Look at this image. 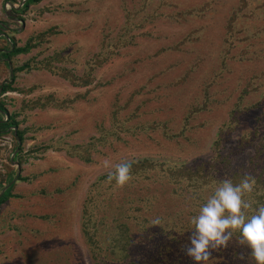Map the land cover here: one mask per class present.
Instances as JSON below:
<instances>
[{
	"label": "rangeland",
	"instance_id": "1",
	"mask_svg": "<svg viewBox=\"0 0 264 264\" xmlns=\"http://www.w3.org/2000/svg\"><path fill=\"white\" fill-rule=\"evenodd\" d=\"M5 1L0 0V27L6 29L0 49L10 40L22 46L32 35L55 32L29 54L13 57L10 66L53 58L74 84L44 70L18 73L15 91L0 97L8 115L19 113V128L27 129L24 160L17 165L19 176L31 180L17 183L1 206L0 264H93L81 216L93 183L114 170L104 161L179 164L203 158L252 77L250 90L262 87L244 104L264 93V0L249 1L243 14H254L238 19L230 48L224 27L237 0H42L22 21L6 19L11 5ZM205 4L207 11L174 16ZM202 30L207 38L199 41ZM4 80L8 69L0 62ZM84 80L91 84L83 86ZM207 87L210 102L189 121L188 140L165 138L161 124L170 135L179 132L189 106L201 101ZM44 100L46 108L30 110ZM260 112L241 117L227 146L252 129ZM13 146L12 134L0 137L1 177L17 170L10 163ZM43 146L50 149L29 153ZM248 153L251 148L234 165L245 163Z\"/></svg>",
	"mask_w": 264,
	"mask_h": 264
},
{
	"label": "trees",
	"instance_id": "2",
	"mask_svg": "<svg viewBox=\"0 0 264 264\" xmlns=\"http://www.w3.org/2000/svg\"><path fill=\"white\" fill-rule=\"evenodd\" d=\"M21 1L18 3L15 0L5 1V4L11 5V8L5 13L6 19L22 21L21 17L28 8L42 0H24L23 5L16 8V5H19ZM249 1L237 0V7L233 8L230 14L228 13L223 41L228 43L227 47L229 48L232 45L231 38H233L232 34L238 19L251 17L254 14V11L250 15L243 14ZM209 8L210 4H205L198 10L180 12L174 16H191L195 12L201 13ZM17 26L19 27V24ZM5 30L0 27V36ZM203 32V30L198 32L199 41L201 38H207V36H203ZM54 33V30L50 29L32 35L22 46H18L14 40L10 39V43L5 42L6 46L0 49V62L8 69V80L0 83V97L5 93L15 91L13 85L18 73L28 74L31 71L44 70L74 84L67 71L53 66V58L36 62L33 59L20 66H10L13 57L29 54ZM225 59L223 58L222 63ZM9 67H11L10 70ZM255 77H252L248 86L237 95L227 120L217 128L214 140L209 145L208 154L205 157H198L189 163L179 164L148 158L132 160L130 164L133 179L123 188L117 187L115 180L109 182L108 174L97 178L88 193L81 216V233L93 264H196V261L187 255V248L191 246L189 237L194 231L191 218L199 214L200 208L206 203L207 198L214 194V189L222 180L230 179L234 185H237L245 176L254 178V190L250 196L245 197L252 204L248 214L251 215L264 206V132L260 130L261 127H264L262 119V117L264 118V93L258 94L259 100L255 103L244 104L246 97L251 93L259 92L262 87L257 86L250 90V82L256 79ZM90 84L89 80L82 82L83 86ZM30 91L29 89L26 92ZM209 100L207 87L201 101L196 100L195 104L189 106L179 132L170 135L166 132L168 129L165 124H161V127H164V137L169 140L184 137V140L187 141L188 137H185V131L189 127V121L197 114L207 110ZM45 101L34 102L30 110L46 108L47 102ZM259 110L261 112L255 116L252 129L237 137L234 144L227 146L232 140L231 135L240 126L241 117ZM18 116L19 113L8 115L0 100V137L12 134L14 140L12 153L16 149L18 152L10 163L21 165L24 160L22 144L27 129L19 128ZM68 148H70L67 150L69 154H72V150L77 149L76 146ZM247 148L252 149V153L247 154V161L234 165V158ZM48 149L50 147L43 146L29 151V153L34 151V153H43ZM73 156L77 157V155ZM83 159L85 162H89V158ZM16 175L17 170H7L2 177L0 176V192L15 179ZM30 181L29 178L18 176L0 196L1 229H3L1 206L14 196L12 190L17 183ZM42 218L49 219L46 216ZM156 219H159V225H153L152 221ZM239 238V233H236L227 248L221 247L219 250H213L209 264H256L251 256V249L247 245L239 243Z\"/></svg>",
	"mask_w": 264,
	"mask_h": 264
},
{
	"label": "clouds",
	"instance_id": "3",
	"mask_svg": "<svg viewBox=\"0 0 264 264\" xmlns=\"http://www.w3.org/2000/svg\"><path fill=\"white\" fill-rule=\"evenodd\" d=\"M104 167L114 169L109 171L108 179L115 180L117 187L123 188L133 179L130 162L113 165L105 160ZM254 186L255 179L250 176H245L237 185L230 179L222 180L199 214L191 218L194 231L189 237L191 246L187 248V255L196 264H209L212 251L227 248L236 233L240 236L238 242L251 249L256 264H264V206L249 215L252 204L245 199ZM152 223L159 225L160 221L156 219Z\"/></svg>",
	"mask_w": 264,
	"mask_h": 264
},
{
	"label": "water",
	"instance_id": "4",
	"mask_svg": "<svg viewBox=\"0 0 264 264\" xmlns=\"http://www.w3.org/2000/svg\"><path fill=\"white\" fill-rule=\"evenodd\" d=\"M23 5V2H22V4H21V6ZM0 92H1V90H0ZM18 152V149H16V151L13 153V156H12V158L15 156V154ZM16 165H17V163H15ZM20 168L18 167V165H17V175H16V177H15V179L14 180H16V178L19 176V174H20ZM13 180V181H14ZM13 181L10 183V184H8L7 186H5L4 188H3V190L0 192V196L8 189V187L13 183Z\"/></svg>",
	"mask_w": 264,
	"mask_h": 264
}]
</instances>
